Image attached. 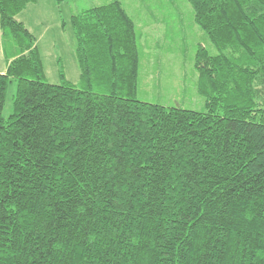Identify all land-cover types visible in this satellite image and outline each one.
I'll return each instance as SVG.
<instances>
[{
	"label": "trees",
	"instance_id": "trees-1",
	"mask_svg": "<svg viewBox=\"0 0 264 264\" xmlns=\"http://www.w3.org/2000/svg\"><path fill=\"white\" fill-rule=\"evenodd\" d=\"M37 2L0 0V264H264V0H188L206 112L136 99L119 0L73 15L80 83L51 85L17 20Z\"/></svg>",
	"mask_w": 264,
	"mask_h": 264
},
{
	"label": "rangeland",
	"instance_id": "rangeland-1",
	"mask_svg": "<svg viewBox=\"0 0 264 264\" xmlns=\"http://www.w3.org/2000/svg\"><path fill=\"white\" fill-rule=\"evenodd\" d=\"M110 1L69 0L59 5L56 0H38V4L30 5L21 13L20 18L37 39L51 85L62 83L61 66L67 80L79 85L72 17ZM119 1L135 18L141 33L142 56L136 99L166 108L206 112L205 100L197 89L194 56L200 45L213 49L196 26L192 5L188 0ZM3 60L0 59V69H3ZM17 85L14 79L9 85L3 112L6 120L13 114Z\"/></svg>",
	"mask_w": 264,
	"mask_h": 264
},
{
	"label": "crops",
	"instance_id": "crops-1",
	"mask_svg": "<svg viewBox=\"0 0 264 264\" xmlns=\"http://www.w3.org/2000/svg\"><path fill=\"white\" fill-rule=\"evenodd\" d=\"M38 4V2L36 3ZM35 5V4H34ZM29 8V7H28ZM26 11V10H25ZM21 17V14L17 17V20L21 23H23L26 28H27V24L25 21H23V19L20 18ZM28 29V28H27ZM29 30V29H28ZM29 32L32 34V32L29 30ZM38 47V46H37ZM0 59H4V63H3V69H0V74H5L7 73V70H8V67H9V64L10 62H8L6 59H5V56H4V50H3V37H2V32H1V26H0Z\"/></svg>",
	"mask_w": 264,
	"mask_h": 264
}]
</instances>
